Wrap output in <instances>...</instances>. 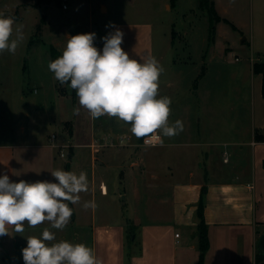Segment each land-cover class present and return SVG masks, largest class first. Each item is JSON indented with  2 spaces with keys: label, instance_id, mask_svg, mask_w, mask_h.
Wrapping results in <instances>:
<instances>
[{
  "label": "crops",
  "instance_id": "obj_1",
  "mask_svg": "<svg viewBox=\"0 0 264 264\" xmlns=\"http://www.w3.org/2000/svg\"><path fill=\"white\" fill-rule=\"evenodd\" d=\"M142 1L74 0V9L67 13L70 7L64 8L63 2L57 4L55 0H0V10H9L10 13L13 9L27 6L20 17L14 19L13 37L24 15L36 9L39 16L36 27L46 37L47 45L62 48L60 35L63 33V37L68 38L72 26L82 34L95 33L94 46L102 52V38L119 28L124 33L121 47L130 58L143 60L154 56L157 59L154 22L150 19H121L120 14H128L127 8L131 7V3ZM182 1L189 0H165L164 3L169 8L172 2H176L177 7ZM199 3L200 0H191V6H187L183 12H192ZM214 4L221 19L215 24L212 41L209 38L211 43L207 37L204 39L208 50L201 56L203 69L197 73L195 80L203 79L208 72V67H204L208 63V52H214L216 56L218 53L220 59L233 49V41L225 34L239 35L237 43L249 60L246 62L247 68L243 69L252 74L254 97L246 122L233 108L235 116L232 122H228L225 109L202 104V99H199L201 105L196 115L191 116L189 124L191 143L184 142L191 144V148L187 150L182 177L174 180L177 169L172 165L168 166L166 172L148 163L146 157L131 159L132 148H136L138 143L129 130L130 124L122 127L115 123L111 126L108 121L101 120L106 119L107 115L92 119L87 110L77 103L70 110L62 105L55 107L54 116L50 118V123L60 129L56 133L59 140L71 144L72 153L70 148L67 165L71 167L75 161L76 167L81 166V148L87 147L86 150L91 153L92 168L89 173L87 171L88 191L80 193V203L73 205V208L76 226L85 231L82 234L86 233L89 237L88 241L102 264H199L200 219L197 211L203 187H206L204 217L210 242L203 264H257L258 242L264 234V141L256 139V132L264 130V96L262 75L254 72L253 65L264 61V0H214ZM139 6L135 5V10L130 12L137 15L141 12L153 13L154 7L143 9ZM103 7L106 8L105 12L102 11ZM111 25H115V28ZM171 45L173 47L172 40ZM50 61L52 54L47 63ZM1 70L9 74L13 71L11 67ZM9 74L5 80H10ZM3 94L14 96L11 90ZM63 99L64 96L59 98L62 104ZM74 108H80L79 115H74ZM19 115V111H12V125H9L12 136L8 140H0V175L7 174L14 182H17L18 167L31 153L28 151L31 146L23 141L26 121ZM26 115L31 119L30 112ZM187 118L190 119L189 113ZM66 121H72L69 129L62 128ZM228 130L233 131L234 138H230ZM0 134L7 136L2 128ZM166 145L163 137L160 146ZM34 147L36 151L33 154L41 151L42 146ZM109 162L115 165L111 166ZM104 166L113 167L118 173L120 189H116L114 196L117 195L125 204L129 201V194L133 204L143 202L142 208L147 210L150 221H144L139 213L132 217L124 214L111 219L108 214L102 217L97 215L96 196L100 194L99 189L103 186L101 180L107 173ZM109 175L112 176L111 170ZM91 194L95 207L86 210L82 205L90 201L88 195ZM90 209L91 214L85 212H90ZM129 223L138 226V233L130 239L132 245L128 238ZM7 230L8 234L0 236V264H14L11 257L12 252L16 251V232L11 225L7 226ZM177 232L180 233L178 237ZM80 239H83V235Z\"/></svg>",
  "mask_w": 264,
  "mask_h": 264
},
{
  "label": "rangeland",
  "instance_id": "obj_2",
  "mask_svg": "<svg viewBox=\"0 0 264 264\" xmlns=\"http://www.w3.org/2000/svg\"><path fill=\"white\" fill-rule=\"evenodd\" d=\"M164 1L143 0L136 4L133 2L131 7L127 8V11L130 12L135 10V5H141L143 9L154 7L152 14L141 12L137 15L133 12H128V14L120 15L121 19H150L154 22L155 55L164 68V72L159 78V97L167 96L171 98L169 122L174 123L176 120H180L183 123V131L178 135L165 137L166 146L142 145V138L138 139L132 134L138 145L136 148H132L133 156L131 159H137L138 156L146 157L149 159L148 163L156 168L165 169L166 172L168 171V166L172 165L177 169L174 171L173 178L175 180L182 177L185 170L186 157L188 156L187 150L191 148V144H184V142L191 143V125L189 124L191 116L196 115L201 105L199 99H202V104L225 109L228 122H232L235 116L232 108L236 109L241 120L246 122L249 120L248 112L254 97L252 84L254 81H252V74L243 69V67L247 68L248 64L246 62H249V60L245 51L237 43L239 35L232 36L230 33L225 35L233 41V49L220 59L218 53L216 56L214 52H208L206 57L208 63L204 65V67H208V72L203 79L195 80L197 73H200L203 69V64H200L201 56L208 50L204 39L207 37L209 42V38H211L210 29L213 20L210 18L208 11L201 8L200 5L193 9L192 12L191 10L183 12L187 6H191V0L188 2L182 1L178 5L179 7H175L176 2H172L169 8H167ZM55 2L61 4L65 0H55ZM66 4L70 7V10L66 11L67 13L71 12L75 7L74 0H66ZM25 7L27 6L19 7L18 10L13 9L10 13H8L9 10H0V13L4 12L5 15L9 14L8 16L16 19V17H20V13ZM105 10L106 8L103 7L102 11L105 12ZM37 12L36 9L28 11L21 23H18L17 26H22L24 40L19 44L15 54L8 51L0 54V128L5 129L7 133V136L0 134V140L11 138L10 126L12 121L10 118L12 111L16 110L19 111L21 119L24 122L26 121L23 141L31 146L28 149L31 152L29 153L30 155L26 153L27 159L25 157L26 160L18 167L17 182L21 179L29 182L38 180L54 182V178L51 176L53 170L70 171L72 167V172L79 174L81 171L86 173L88 171L89 173L92 168L91 153L86 150L87 147H83L79 151L81 166L76 167L74 161L70 167L67 165L69 155L68 158L61 157L59 148L52 145L50 141V136L60 131L56 124L50 123V118L54 116L53 114L56 111L55 107L59 108L62 105L65 106L66 110H70L76 105L75 103L79 104V102L75 90L71 89L68 84L61 85L54 78V74L49 71V63L47 62L50 59V54H52V48H56L62 54L70 37L82 33L76 30L75 27L70 26L72 30L68 33V38H64L63 33L60 35L62 48H58L53 44L47 45L46 37L36 27V21L39 19ZM117 17H120L119 14H117ZM13 38H15V34ZM218 38L221 37L218 36ZM29 41L31 43L30 46ZM161 55L162 58H160ZM4 67H11L12 73L3 72L1 69ZM8 74L10 75V80H5ZM10 90L14 96L10 95L7 97L5 94L2 95V93ZM63 96L62 104L59 98ZM27 112L31 113V119L26 115ZM188 113L190 114V119L187 118ZM88 118L90 117L88 116ZM101 120L108 121L111 126H114L115 123L122 127L126 126V123L118 121L115 117L107 116L106 119ZM71 122H64L62 128L69 129ZM228 135L230 138L235 136L232 130H228ZM177 141L182 142L170 143ZM34 146H42V152L38 150L33 154L36 151ZM70 153H72V147ZM48 156H51V158ZM130 160H128L127 166H129ZM110 165H115V163ZM104 168L107 173L101 180L103 186L99 189L100 194L98 193L96 196L97 215L102 217V215L108 214L111 219L115 216L118 218L122 217L124 214L132 217V215L139 213V216L144 221H150L147 210L142 208L143 202L133 204L132 197L129 194V201L125 204L119 197H116L117 195L114 196L116 189H120L118 173L116 174V169H113V167L104 166ZM110 170L112 176L109 175ZM88 198L93 201L92 194L88 195ZM115 198L117 201H113ZM69 207L73 209L69 223L63 230L51 229L55 233L56 239L48 243L51 244L63 240L73 244L83 243L92 249L90 241H88L89 237L86 236V233L82 234L85 231L75 224L73 204L69 203ZM85 212L91 214L92 211L90 209V212ZM46 227L50 228L48 222L36 227H30L25 223L24 231L21 233L16 232V251L12 252L11 257L14 264H24L22 249L27 246V237H39ZM137 228L138 226L134 223L128 224V238L131 245L132 241L130 239L138 233ZM82 235L83 239H80Z\"/></svg>",
  "mask_w": 264,
  "mask_h": 264
},
{
  "label": "clouds",
  "instance_id": "obj_3",
  "mask_svg": "<svg viewBox=\"0 0 264 264\" xmlns=\"http://www.w3.org/2000/svg\"><path fill=\"white\" fill-rule=\"evenodd\" d=\"M14 24L13 17L0 13V53L15 54L24 40L22 26L15 28L13 38ZM123 36L115 28L103 37L102 52L94 46L95 33L71 36L62 55L49 62V71L61 85L75 90L80 108L92 119L115 117L130 124L131 133L145 138L146 144L150 140L162 144L161 136L173 137L183 131L182 121L169 122L171 98L159 97L164 68L154 56L130 58L121 47ZM80 108H74V115H79ZM51 176L54 182H14L7 174L0 175V236L8 234V225L21 233L25 223L36 227L48 222L50 228H44L39 237H27V246L22 249L24 264H102L93 249L83 243H48L56 239L51 229L63 230L69 223L73 214L69 203H80V193L89 187L83 171L77 174L56 169ZM82 206L87 210L95 203L85 201Z\"/></svg>",
  "mask_w": 264,
  "mask_h": 264
},
{
  "label": "trees",
  "instance_id": "obj_4",
  "mask_svg": "<svg viewBox=\"0 0 264 264\" xmlns=\"http://www.w3.org/2000/svg\"><path fill=\"white\" fill-rule=\"evenodd\" d=\"M199 4L201 8L206 9L208 11L210 18L213 20V23L211 24V29H210L211 30L210 39L212 41L214 34H215V24L221 18L215 9L214 0H200ZM8 15L9 14H6L5 16H8ZM51 52H52V61H54L56 58L62 55L56 48H52ZM253 69L255 73L262 75V94L264 96V61L255 62L253 65ZM256 139L258 141H264V130H257ZM205 193H206V187H203L202 196H201V199L198 205V211H197L198 217L200 219V222L198 225L199 246H200V251H201L200 257H199V264H203L205 255L210 247V242H209V237H208V227H207V223L204 217ZM257 264H264V250H261V249L258 250Z\"/></svg>",
  "mask_w": 264,
  "mask_h": 264
},
{
  "label": "built area",
  "instance_id": "obj_5",
  "mask_svg": "<svg viewBox=\"0 0 264 264\" xmlns=\"http://www.w3.org/2000/svg\"><path fill=\"white\" fill-rule=\"evenodd\" d=\"M67 4H66V0L65 2L63 3V7L64 8H67ZM162 140H163V136H161ZM50 141L52 143V145L56 146L59 148V151H60V156L63 157V158H68V154H69V149L71 148V144L70 143H67V142H64V141H61L59 140V137L56 133H53L51 136H50ZM142 145H149V146H158L160 145L161 143L159 141H152L150 140L147 144L145 143V138H142ZM180 235L179 232L176 233V236L178 237Z\"/></svg>",
  "mask_w": 264,
  "mask_h": 264
},
{
  "label": "water",
  "instance_id": "obj_6",
  "mask_svg": "<svg viewBox=\"0 0 264 264\" xmlns=\"http://www.w3.org/2000/svg\"><path fill=\"white\" fill-rule=\"evenodd\" d=\"M258 247L259 249L264 250V234L259 239Z\"/></svg>",
  "mask_w": 264,
  "mask_h": 264
}]
</instances>
